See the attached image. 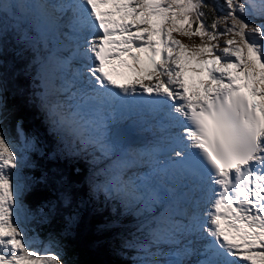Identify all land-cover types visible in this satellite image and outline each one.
<instances>
[{"label":"snow or ice","instance_id":"6c2138e0","mask_svg":"<svg viewBox=\"0 0 264 264\" xmlns=\"http://www.w3.org/2000/svg\"><path fill=\"white\" fill-rule=\"evenodd\" d=\"M225 4L209 23L208 0H0V264H73L65 239L101 193L104 206L145 217L139 235L121 239L133 264H264V0ZM13 93L55 138L44 156L56 166L38 177L23 169L41 137L25 133ZM143 116L158 135L140 152L126 122ZM88 157L94 168L78 188L75 162ZM143 157L146 175L132 171ZM30 192L43 196L35 209ZM157 205L167 210L146 216ZM36 215L62 222L41 249L27 227Z\"/></svg>","mask_w":264,"mask_h":264},{"label":"trees","instance_id":"16d2710c","mask_svg":"<svg viewBox=\"0 0 264 264\" xmlns=\"http://www.w3.org/2000/svg\"><path fill=\"white\" fill-rule=\"evenodd\" d=\"M208 3L215 9V11L205 9L209 13L206 19L210 23L215 16H221V0H208ZM242 18L247 19L251 23L250 17L242 15ZM10 103L16 106V116L23 121L24 130L31 134L38 132L41 137V151L31 154L30 159L33 164L23 169L24 175L38 177L49 167L54 169L56 165H50L49 160L44 156V153H51L56 147V144L53 142L55 138L52 131L48 129L47 121L37 108L16 97L14 93L10 97ZM8 129L13 139H19L14 122L8 125ZM46 129L48 130L46 131ZM75 163L81 173L77 187L86 188V178L91 169V160L89 157L82 158ZM63 166L61 164V167ZM42 198L41 194L30 192L25 195L24 203L28 208L35 209ZM97 206L100 207V211H96ZM116 208V211H114L110 206H104L102 201L101 203L96 201V205L84 211L79 230L74 236L67 238L64 249L69 261L73 262V264H133L129 260V256L124 257L119 255L118 251L120 250L112 247V242L117 240L121 234L137 230V226L126 224L128 219L126 217L132 218V214L124 212L122 207L117 206ZM116 212L121 213V216L119 215L117 219L119 222H116L119 225L116 223L109 224L110 231L98 234L97 226H103L106 222L111 221ZM61 228L62 222L60 220H57L54 224H50L39 215L32 218L28 225L29 235L32 238L44 241H49L50 236L54 237ZM99 239H103L104 243L97 245L96 241ZM136 259L134 258V261Z\"/></svg>","mask_w":264,"mask_h":264},{"label":"rangeland","instance_id":"374dc122","mask_svg":"<svg viewBox=\"0 0 264 264\" xmlns=\"http://www.w3.org/2000/svg\"><path fill=\"white\" fill-rule=\"evenodd\" d=\"M240 2L241 3H244L245 2V0H240ZM227 11H228V9H227V6H226V4H225V0H221V17L223 16V15H225V14H227ZM241 15H243V16H245V15H247V16H251L252 17V19H253V21L250 23V25L251 26H254L255 24H257V23H261L262 22V18L259 16V15H257V14H249V13H245V14H241ZM220 27L221 28H223L224 27V25H223V23H221V25H220ZM176 35V38L177 39H180V40H182L185 44H191V43H193V42H195V43H200L201 42V38L200 37H192V38H189V37H186V36H182V35H180L179 33H176L175 34ZM228 37H222L221 38V47H224L225 45L223 44V40L224 39H227ZM25 131V130H24ZM140 131V130H139ZM25 133H27L26 131H25ZM27 134H31V133H27ZM33 134V133H32ZM15 140V139H14ZM150 140H152L153 141V144H154V142H155V139H151L150 138ZM17 143H19V139L18 140H15ZM30 157H31V154H30V156H29V159H30ZM90 158V160H91V157H89ZM146 159H148L147 157H144V160H146ZM30 161H31V163L29 164V165H32L33 163H32V160L30 159ZM92 161V160H91ZM114 162V158H113V161H112V159H111V161L110 160H108V159H105V160H103V161H101V162H99L98 164H97V168H103V167H111L112 166V164H114L113 163ZM117 161H115V163H116ZM93 163V162H92ZM139 163H140V165H141V161H139L138 160V162H137V164L136 165H139ZM136 167V166H135ZM93 168L94 167H92L91 168V171H90V173H89V175H88V177L86 178V181L88 180V178H89V176L91 175V173H92V170H93ZM99 201V203H101V201L103 202L104 201V196H103V194L101 193V194H99V196H98V198H97V202ZM111 208H113V210H114V208H115V210H116V205L113 207V205L111 206ZM167 210V206L166 205H157V206H155L149 213H146V216H148L149 218H151V216H153V215H155V216H158V215H160V214H162L163 212H165ZM120 216H121V214H120ZM133 219L134 220H136V222H134V223H136V224H140V222H142V221H144V219H145V217H143V216H137V215H135V214H133ZM31 222V219L28 221V223H27V227H28V225H29V223ZM138 227L139 226H137V229H138ZM131 235H139V233L137 232V230L134 232V231H131V232H129V231H127L126 233H124V234H121L120 236H119V238L117 239V240H114L113 242H112V247H115V248H118L120 251H118V253H119V255H121V256H124V257H126V256H129V260L130 261H132V262H134V258H137V254H136V251L134 250V249H125V248H123L122 247V245H121V239H122V237L123 236H131ZM52 237L53 236H50V240L49 241H44V240H42V239H38V238H32L33 239V248H35V249H41V248H45V247H47L51 242H52ZM68 238V237H67ZM67 238L65 239V245H66V242H67ZM164 247H167L166 245H164ZM64 251H65V249H64ZM122 251V252H121ZM66 252V251H65Z\"/></svg>","mask_w":264,"mask_h":264},{"label":"bare ground","instance_id":"6f19581e","mask_svg":"<svg viewBox=\"0 0 264 264\" xmlns=\"http://www.w3.org/2000/svg\"><path fill=\"white\" fill-rule=\"evenodd\" d=\"M131 123H134L132 132L137 135H135V137L133 138L136 139V143H134L131 148L140 152L145 151L146 148H150L152 146V142L150 140L151 132H153V134L155 135L154 138H157L158 135L156 127L152 124V119L150 117H142L135 122H130L129 124ZM146 126H148V128ZM143 146H145V149Z\"/></svg>","mask_w":264,"mask_h":264}]
</instances>
